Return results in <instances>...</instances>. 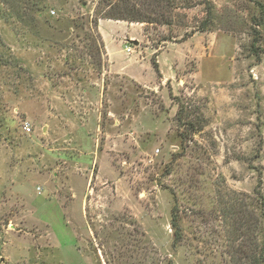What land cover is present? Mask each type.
<instances>
[{
	"label": "rangeland",
	"instance_id": "1",
	"mask_svg": "<svg viewBox=\"0 0 264 264\" xmlns=\"http://www.w3.org/2000/svg\"><path fill=\"white\" fill-rule=\"evenodd\" d=\"M174 3L129 22L144 83L109 69L99 0H0V264H253L264 0Z\"/></svg>",
	"mask_w": 264,
	"mask_h": 264
},
{
	"label": "trees",
	"instance_id": "2",
	"mask_svg": "<svg viewBox=\"0 0 264 264\" xmlns=\"http://www.w3.org/2000/svg\"><path fill=\"white\" fill-rule=\"evenodd\" d=\"M8 1V0H5ZM24 4H26L28 10H32L30 12V16L36 19L37 14L41 16L44 13V7L42 5L43 0H29ZM103 7L101 10H95V13L92 14V19L90 20L91 26L98 28L100 19H115L127 21L130 23H144V22H155V23H171V17L169 15V9H175L177 6L174 3V0H145L144 3L148 4L144 8L140 7V3L142 0H99ZM85 5V2H84ZM105 8H107L105 10ZM259 9L261 11L260 16L257 19V25H264V5L260 3ZM203 29H205L203 27ZM256 34L259 32L255 30ZM255 34L254 42L258 41L257 35ZM192 34H188L187 32L183 35V39H187ZM174 39V38H173ZM172 37H165L162 40V43L165 45L166 43L173 41ZM255 46V44H253ZM161 46V45H160ZM256 51V50H255ZM255 53H258L256 51ZM157 55H153V67L156 72L160 74L158 61L156 59ZM161 76V75H160ZM175 98V97H174ZM182 108L179 109L178 114L181 113ZM181 119V118H180ZM257 193V208L263 207L264 209V194L258 190ZM263 218V220H262ZM264 214L261 212L255 213L253 212V256L250 252L246 253L250 259H252L253 264H263L264 263ZM173 226L175 227V243H177L180 239L179 233V224L177 223L176 216H173ZM246 251V250H245ZM168 264H174L172 260H169Z\"/></svg>",
	"mask_w": 264,
	"mask_h": 264
},
{
	"label": "crops",
	"instance_id": "3",
	"mask_svg": "<svg viewBox=\"0 0 264 264\" xmlns=\"http://www.w3.org/2000/svg\"><path fill=\"white\" fill-rule=\"evenodd\" d=\"M132 24L127 21L115 19L102 18L99 20L98 28L104 42L105 49L104 57L109 62V69L111 71H115L116 73L134 74L137 78L146 83L150 78L143 70L144 67H146L148 53L143 55L142 58L140 57V60L137 61V59H139V55H136L135 52L132 55H128L125 52L126 43H132L131 40H136L137 38L136 35H133L131 28ZM171 43L172 42H168V44ZM159 60L158 63L160 65ZM152 71L155 72V70Z\"/></svg>",
	"mask_w": 264,
	"mask_h": 264
},
{
	"label": "built area",
	"instance_id": "4",
	"mask_svg": "<svg viewBox=\"0 0 264 264\" xmlns=\"http://www.w3.org/2000/svg\"><path fill=\"white\" fill-rule=\"evenodd\" d=\"M52 13H55V11H52ZM125 52L128 55H132L135 52L134 46L133 45L126 44V46H125ZM26 128H27V130H31V127L29 125H27Z\"/></svg>",
	"mask_w": 264,
	"mask_h": 264
},
{
	"label": "water",
	"instance_id": "5",
	"mask_svg": "<svg viewBox=\"0 0 264 264\" xmlns=\"http://www.w3.org/2000/svg\"><path fill=\"white\" fill-rule=\"evenodd\" d=\"M131 42L133 43V44H138V41L137 40H131Z\"/></svg>",
	"mask_w": 264,
	"mask_h": 264
}]
</instances>
